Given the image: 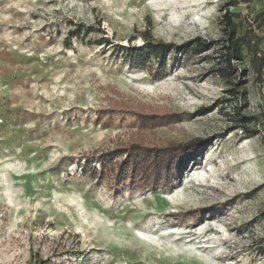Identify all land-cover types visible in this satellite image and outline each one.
Wrapping results in <instances>:
<instances>
[{"label":"rangeland","instance_id":"rangeland-1","mask_svg":"<svg viewBox=\"0 0 264 264\" xmlns=\"http://www.w3.org/2000/svg\"><path fill=\"white\" fill-rule=\"evenodd\" d=\"M230 1L0 0V264H264V0ZM226 11L246 100L213 70ZM147 31L163 66L121 58ZM122 99L172 116L142 129ZM191 139L170 189L111 187L122 147Z\"/></svg>","mask_w":264,"mask_h":264},{"label":"trees","instance_id":"trees-1","mask_svg":"<svg viewBox=\"0 0 264 264\" xmlns=\"http://www.w3.org/2000/svg\"><path fill=\"white\" fill-rule=\"evenodd\" d=\"M244 2L250 0H243ZM239 0H231L230 6H234ZM234 12L226 11L220 17V24L223 25L222 30H226L223 39L220 42L219 57L214 65V73L224 79L227 83L232 84L228 89L230 95L239 94L245 99V89H238L237 83H232L231 77L234 75L236 66L244 59V50L249 49V42L244 33L240 34L237 29V23L234 20ZM90 30L84 26L80 27L74 33L75 36L82 37L87 35ZM143 35L144 45L141 48H124L121 51V58L128 60L131 63L139 64L148 57L160 60V66L164 64L165 57L172 46L164 45L162 42L156 41L152 38L151 32L147 31ZM96 45H109L110 42L104 38L99 37L95 41ZM202 41L198 40L191 46L186 47V51H198L201 48ZM203 45V44H202ZM171 47V48H169ZM255 47V46H254ZM258 59V58H257ZM262 59L256 64L257 71L262 67ZM242 72V71H241ZM240 72V74H241ZM242 98V97H241ZM118 105L125 109L134 112V119L138 126L142 129L149 130L157 122H167L172 115H159L157 118V110L150 105H143L127 100H119ZM115 111L116 109H112ZM235 111L234 120H236L240 127L246 132L253 133L255 129L248 127L252 123L259 122V119L254 116H244ZM111 111V112H113ZM180 117L173 119L179 120ZM173 121V120H171ZM256 127V125H254ZM202 146L199 139H191L187 142H168L164 145L157 144H139L131 143L127 147H122L118 152L123 155L116 167L111 168L115 173L114 176H109L111 187L122 186L124 182L128 183L129 189L137 188H161L170 189L178 178V174L185 168L187 162L192 160L191 157ZM103 166V162L101 163ZM93 176H96V170L93 171ZM40 263V262H39ZM35 263V264H39Z\"/></svg>","mask_w":264,"mask_h":264}]
</instances>
